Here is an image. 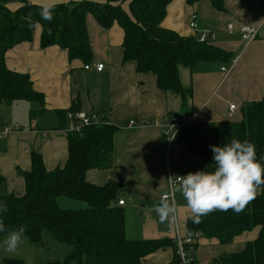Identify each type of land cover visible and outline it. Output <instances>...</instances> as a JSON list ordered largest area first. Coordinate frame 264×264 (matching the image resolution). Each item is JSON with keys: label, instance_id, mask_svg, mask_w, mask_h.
Here are the masks:
<instances>
[{"label": "crops", "instance_id": "obj_1", "mask_svg": "<svg viewBox=\"0 0 264 264\" xmlns=\"http://www.w3.org/2000/svg\"><path fill=\"white\" fill-rule=\"evenodd\" d=\"M79 1L82 0H28L41 7ZM86 1L104 4L103 0ZM224 8V12H216L208 1L187 5L185 0H172L166 8L161 26L184 37L195 38L187 24L189 16L194 13L198 28L206 33L223 30L226 36L229 24L235 30L240 25L259 28L257 37L249 44L241 41L236 32L229 35L235 39L221 40L218 45L212 43L215 47L221 45L219 48L232 56L227 68L231 67V70L227 75L221 71L224 67L218 66L216 61L211 62L215 64L200 63L201 66L192 71L179 66L180 85L190 92L183 101L172 92L159 91L155 77L150 73H137L133 62L122 63L123 33L117 24L103 29L91 15L86 16L92 56L87 70L79 60L69 61L67 53L57 46L41 49L40 27L36 26L32 40L8 50L4 58L8 70L29 76L33 89L43 96L45 110L40 117L31 120L30 111L38 110L35 104L15 101L0 105V187L4 192L17 197L23 195L24 181L17 170L26 172L30 169L32 152L41 156L48 171L65 164V129L69 123L66 122L65 129L60 130V120L55 112H66L74 105L79 112L98 113L118 128L113 135L109 167L88 170L86 179L97 185L109 181L122 185L115 205L123 200V193L129 202L123 201L119 206L122 210H132L136 206L133 202L137 201L141 209H148L150 217L154 216L153 219L160 223L157 232L145 233L146 239L131 235V238L138 239H129L125 235L126 239L173 242L177 236H187L186 221L191 217V211L179 193L172 196L173 217L163 221L164 224L154 208L159 205L170 177L200 170L203 160L188 152L182 143L176 140L169 143L161 134L162 124L171 117L188 115L202 125L199 132H203L212 124L239 121L244 103L264 97V66L258 67L264 48V42L259 43L264 40V9L244 10L239 0H225ZM231 18L235 22L230 21ZM93 63L102 64V71L96 72ZM230 106L234 109L230 110ZM130 121L135 125L128 126ZM15 126L18 131L2 134L5 128ZM60 199L63 197H57L56 202ZM150 217L147 216L152 223ZM257 234L258 229L245 232L229 244L200 238L196 243L195 263L206 260L207 264H215L218 258L240 251ZM172 260V249L166 248L144 257L142 264H169Z\"/></svg>", "mask_w": 264, "mask_h": 264}, {"label": "trees", "instance_id": "obj_2", "mask_svg": "<svg viewBox=\"0 0 264 264\" xmlns=\"http://www.w3.org/2000/svg\"><path fill=\"white\" fill-rule=\"evenodd\" d=\"M104 4L82 0L51 5V20L43 19V7L28 0H0V105L27 101L38 106L30 111L34 120L45 111L42 94L36 92L26 74L8 70L5 54L20 43L30 42L36 26L40 27L39 46L45 49L57 46L65 51L68 60H79L89 65L90 41L86 16L91 15L103 29L117 24L122 30V63L133 62L141 74H152L156 87L172 92L183 101L190 93L180 85L178 67L191 71L200 63H229L230 53L212 43H199L197 38L184 37L161 26L166 8L172 0H103ZM208 1L216 12H224L225 0H185L187 5ZM255 0H239L244 10H253ZM17 4L14 11L7 6ZM126 4V9L123 5ZM195 14V13H194ZM79 112L75 106L64 112L56 111L60 130L65 129L67 113ZM237 122H219L210 125L212 135L199 138L202 125L186 126L173 140L182 143L188 152L203 160L200 170H211L212 153L209 145H223L232 139L248 140L256 147L257 158L264 156V97L244 103ZM65 122V123H64ZM117 126L98 123L66 133L67 159L62 167L48 171L39 154L30 155V169L17 170L24 181V193L17 197L6 194L0 187V201L6 211L0 222L6 230L23 226L25 236L32 244L40 243V233L47 230L54 241L71 247L67 264H142V259L166 248L172 249L176 264L175 246L166 239L128 240L124 233V216L115 205L123 186L109 181L97 185L86 179L88 170L109 167L113 149V135ZM1 185V179H0ZM239 213L213 211L193 223L186 221L189 237L215 239L229 244L236 236L258 229L255 239L245 243L243 250L224 255L215 264H264V185ZM65 196L84 201L87 208L80 211L60 209L56 198ZM5 233H0V239ZM195 250V249H194ZM195 258V256H194ZM0 264H23L18 259H3Z\"/></svg>", "mask_w": 264, "mask_h": 264}, {"label": "clouds", "instance_id": "obj_3", "mask_svg": "<svg viewBox=\"0 0 264 264\" xmlns=\"http://www.w3.org/2000/svg\"><path fill=\"white\" fill-rule=\"evenodd\" d=\"M51 5L41 10L43 19L51 20ZM212 153L211 170H197L183 176L168 179V190L174 197L177 193L183 198L191 211L193 223L213 211L235 213L255 198L257 189L264 185V156L257 158L255 145L248 140L232 139L223 145H209ZM6 211V205L0 201V214ZM161 222L170 220L174 214L172 200H162L154 208ZM0 247L7 253H14L26 240L25 228L20 226L6 230L0 222Z\"/></svg>", "mask_w": 264, "mask_h": 264}, {"label": "rangeland", "instance_id": "obj_4", "mask_svg": "<svg viewBox=\"0 0 264 264\" xmlns=\"http://www.w3.org/2000/svg\"><path fill=\"white\" fill-rule=\"evenodd\" d=\"M17 6H18L17 4H10L7 6V8L10 11H14ZM123 8L126 9V4L123 5ZM189 19H190V16L188 18V23H187L188 25H189ZM196 21H197V17H196ZM230 21L235 22V19L231 18ZM197 25H198V22H197ZM239 27H247V26L240 25L237 28ZM212 31H215V30H212ZM222 31L223 30H217L216 32L213 33L214 34L213 44L215 43V45H218V43H220L221 40L235 39V37H230L229 36L230 34L227 32H226L227 35L225 36V34ZM204 32L205 31H202L198 28V30L194 32L195 38H198ZM263 42L264 40L259 41L260 44H262ZM219 47H222V46L220 45ZM262 49L263 51H261L260 53L261 58H260L258 67L264 66V48ZM207 64H215V63L207 62ZM216 64L218 66L222 65V67L226 69L230 66V63L220 64V62H217ZM200 66L201 65H198L197 68ZM237 112L239 113V108L237 109ZM211 135H212L211 128H207L205 131L203 132L201 131L198 133L199 138H207V137H210ZM259 191L260 190L257 189V193H259ZM121 194H122L121 198L123 199L122 201H125L126 203L129 202V198L124 196L123 193ZM133 203H135L136 206L132 210L129 209L127 210V212H126V209L122 210L123 215H124V225H125L126 237L129 239H138L136 237L131 238L130 237L131 235V236H137L139 238H143V237L145 238L146 232H149L151 234L157 232V229L160 227L159 221H156V219H153L154 216L152 215L150 217L148 213V209L147 210L141 209L140 208L141 206L137 201H134ZM57 205L60 209L71 210V211H80V210H84L87 208V204L84 201L70 199L65 196H63V199H60L57 202ZM147 216L153 219L152 223H151V219H148ZM162 224L164 223L162 222ZM4 236L5 235H3L1 239H3ZM242 250L243 248H241L240 251ZM70 251H71V247L69 245L54 241L51 234L47 230L43 229L40 233V243L39 244H36V245L32 244L26 238V240L17 248V250L14 253H7L3 250L2 247H0V261L3 259H18L22 261L23 264H67L66 257L70 253ZM240 251H237V252H240ZM201 252L205 254L206 250H201ZM194 256L195 257L197 256L196 248L194 250ZM201 264H207L206 260L205 261L202 260Z\"/></svg>", "mask_w": 264, "mask_h": 264}, {"label": "built area", "instance_id": "obj_5", "mask_svg": "<svg viewBox=\"0 0 264 264\" xmlns=\"http://www.w3.org/2000/svg\"><path fill=\"white\" fill-rule=\"evenodd\" d=\"M254 8L264 9V0H255ZM188 28L192 32L198 30L195 14H192L190 16ZM226 30L227 33L229 34H233L234 32H236L239 35L240 40L248 44L257 37L259 28L247 26V27H240L237 30H235L231 25H228ZM213 35L214 34L212 33L204 32L201 36L197 38V40L199 43H208V44L213 43L214 40ZM91 65L96 72H101L103 69L102 64L93 63ZM89 68H90L89 65L84 66V69L86 70ZM230 70L231 67L229 69L221 68V71L225 73V75H227ZM229 109L233 110L234 106H230ZM66 119L69 123L68 127L65 129L66 133H79L81 129H83L84 127H88L98 123L101 124H104L106 122L108 123V120L100 116L98 113H88V114L83 112L67 113ZM192 124H194L193 116H188V115L174 116L169 118L162 124L161 134L169 143H171L175 138L176 134H178L181 131V129L185 128L186 126H190ZM134 125L135 123L133 121H130L128 123V126H134ZM13 130L18 131L19 129L16 126L14 128H5L2 131V134L6 135ZM168 184H167V189L161 193L160 202L162 200H169V199L172 200L173 202L172 194L168 190ZM122 205H123V201L120 200L118 202V206H122ZM173 244L175 246L176 264H195V258H194L195 241L191 237L177 236L173 240Z\"/></svg>", "mask_w": 264, "mask_h": 264}]
</instances>
